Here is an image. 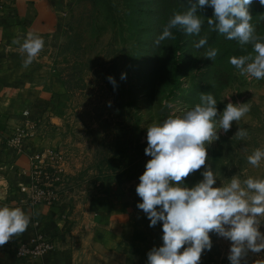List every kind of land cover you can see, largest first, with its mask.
Listing matches in <instances>:
<instances>
[{"label": "rangeland", "instance_id": "rangeland-1", "mask_svg": "<svg viewBox=\"0 0 264 264\" xmlns=\"http://www.w3.org/2000/svg\"><path fill=\"white\" fill-rule=\"evenodd\" d=\"M63 18L56 41L49 43L51 58L64 92L59 113L50 127L52 145L48 170L59 201L89 204L102 193L118 195L116 204L129 210L123 235L122 264H147L148 252L162 245V222L150 227L136 192L149 155L147 128L200 102L201 93L217 100L222 112L229 101L245 103L249 111L227 132L208 145L209 160L184 178L188 186L203 179L212 164L217 186L233 175L264 179V161L254 167L247 156L264 149V79H249L230 63L233 56L253 53L251 43L240 45L208 24L213 9H201L199 35L179 27L173 38L156 44L168 20L186 12L189 0H62ZM255 35L264 39V5L250 6ZM201 38L207 43L194 44ZM47 46V45H46ZM217 49L214 60L206 56ZM254 54V53H253ZM126 73V78L121 79ZM113 76L116 85L108 77ZM239 128L247 136H235ZM264 232V218L261 219ZM213 247L202 253L200 264H230L231 242L210 233ZM243 264H264V252L249 253Z\"/></svg>", "mask_w": 264, "mask_h": 264}, {"label": "clouds", "instance_id": "clouds-1", "mask_svg": "<svg viewBox=\"0 0 264 264\" xmlns=\"http://www.w3.org/2000/svg\"><path fill=\"white\" fill-rule=\"evenodd\" d=\"M191 6L184 13L174 14L156 38L158 45L173 38V29L179 27L186 34L199 35L202 20L198 13L211 7L213 16L208 24L220 34L240 45L251 43L253 53L233 56L230 63L241 75L264 79V39L255 35L250 6L254 0H189ZM264 5V0H259ZM20 43L19 41H14ZM207 43L201 38L194 44L201 48ZM44 46L41 37L29 32L20 43L26 53L25 64H30ZM217 49L210 48L206 56L212 60ZM126 73L121 79L126 78ZM109 81L116 85L113 76ZM172 110L162 123L147 128L145 154L151 157L139 177L136 192L142 202L137 207L146 213L150 227L162 222V245L148 252L147 264H200L202 253L210 251L215 233L231 242L230 264H243L249 253L264 252V179L233 175L227 184L217 186V177L211 163L202 172L203 179L188 186L184 178L200 170L209 160L208 145L218 140L220 130L227 133L233 121L239 122L249 111L245 103L229 101L221 112L217 100L201 93L200 102L176 115L174 105L164 102ZM247 129L239 128L235 136H247ZM247 161L259 167L264 161V149L257 148ZM30 222L20 207L0 206V246L14 235L23 233Z\"/></svg>", "mask_w": 264, "mask_h": 264}, {"label": "crops", "instance_id": "crops-1", "mask_svg": "<svg viewBox=\"0 0 264 264\" xmlns=\"http://www.w3.org/2000/svg\"><path fill=\"white\" fill-rule=\"evenodd\" d=\"M63 9L62 0H0V206L20 207L30 218L23 233L0 246V264H122L121 228L129 210L117 206L118 195L104 192L89 204L33 205L20 191L32 182L31 156L52 145L45 120L53 123L59 113L64 85L49 43L61 31ZM29 32L41 37L44 46L26 65L20 43ZM27 121L30 136L19 145L11 143ZM39 233L54 240L57 249L38 258H18L16 247Z\"/></svg>", "mask_w": 264, "mask_h": 264}, {"label": "built area", "instance_id": "built-area-1", "mask_svg": "<svg viewBox=\"0 0 264 264\" xmlns=\"http://www.w3.org/2000/svg\"><path fill=\"white\" fill-rule=\"evenodd\" d=\"M24 115L28 116L29 111H25ZM29 122H26V127H18L10 142L19 145L23 139L30 136V131L27 129ZM50 151L44 149L34 153L31 157L32 164V182L30 185L20 187V191L25 193L27 199L33 204L41 203L54 204L58 200V195L53 189L51 176L48 170L50 163ZM57 249L54 240L48 238L44 233H39L31 243L22 242L16 247V256L18 258H38Z\"/></svg>", "mask_w": 264, "mask_h": 264}]
</instances>
